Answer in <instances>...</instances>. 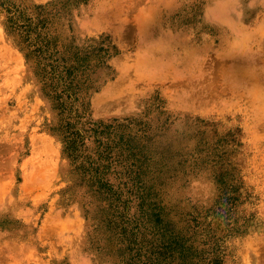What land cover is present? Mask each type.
Here are the masks:
<instances>
[{
  "label": "rangeland",
  "instance_id": "rangeland-1",
  "mask_svg": "<svg viewBox=\"0 0 264 264\" xmlns=\"http://www.w3.org/2000/svg\"><path fill=\"white\" fill-rule=\"evenodd\" d=\"M0 264H264V0H0Z\"/></svg>",
  "mask_w": 264,
  "mask_h": 264
},
{
  "label": "trees",
  "instance_id": "trees-1",
  "mask_svg": "<svg viewBox=\"0 0 264 264\" xmlns=\"http://www.w3.org/2000/svg\"><path fill=\"white\" fill-rule=\"evenodd\" d=\"M15 24H16V21H13ZM24 30H27V29H24ZM29 31L27 30L26 31V34H25V38L28 40L29 39V33H28ZM31 45H37V44H34V43H32ZM36 50H38V49H40V50H42V48H41V46L40 45H37V47L35 48ZM78 136H81V133L79 132V131H77V137Z\"/></svg>",
  "mask_w": 264,
  "mask_h": 264
}]
</instances>
